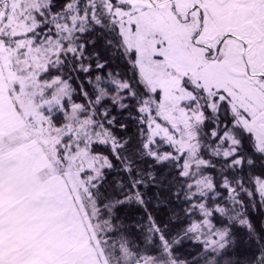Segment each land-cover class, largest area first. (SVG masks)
<instances>
[{
	"label": "snow or ice",
	"instance_id": "snow-or-ice-1",
	"mask_svg": "<svg viewBox=\"0 0 264 264\" xmlns=\"http://www.w3.org/2000/svg\"><path fill=\"white\" fill-rule=\"evenodd\" d=\"M0 264H264V0H0Z\"/></svg>",
	"mask_w": 264,
	"mask_h": 264
}]
</instances>
